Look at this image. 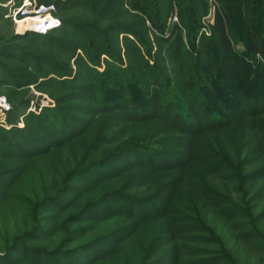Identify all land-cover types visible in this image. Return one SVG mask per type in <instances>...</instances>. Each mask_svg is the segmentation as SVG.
I'll use <instances>...</instances> for the list:
<instances>
[{
  "label": "rangeland",
  "instance_id": "374dc122",
  "mask_svg": "<svg viewBox=\"0 0 264 264\" xmlns=\"http://www.w3.org/2000/svg\"><path fill=\"white\" fill-rule=\"evenodd\" d=\"M196 1L202 4L203 14L199 29L195 31L194 45L197 46L199 41L201 44L204 35L221 46L223 33L227 34L234 50L233 61L244 78L248 79L249 87L252 82L260 92L257 100L261 102L254 107L264 109V0L257 1L256 15L252 16L253 26L249 23L251 19L243 16V8L233 0L226 4L230 19V22L227 20L228 25L223 15L219 18L224 9L217 0ZM25 2L28 6L21 10ZM74 3L80 5L76 0H0V200L11 199V190L16 182L34 169L45 170L50 184L47 188L50 200L42 209V227L28 243L20 244L7 254L2 253L0 264H74L75 260L90 264L89 257H108L113 248L116 250L115 262L133 259L132 264H191L193 258L189 256V248L180 240V237L188 234L189 225L193 224L191 210H184V201L180 202L179 198L186 196L184 191L188 189L183 174H205L196 166V162H189L190 154L185 146L190 145L193 136L190 138L162 123V119L173 116L174 111L160 115V118L152 114L156 120L150 123L157 125L156 131L129 122L133 118L149 116L148 107L119 108L118 111L124 114L96 112L103 107V103L95 106L90 93L86 92L90 87L86 84L89 79L80 66L83 53L79 49H71L69 45L66 53L72 54L74 51L69 59L60 52V40L71 42V37L79 35L76 25L64 23L63 16L67 15L72 23L80 24L93 19L89 13L80 10V6L69 10ZM41 6L43 11L48 9L51 12V17L58 24L52 29L43 30L44 34H37L33 31L36 25L34 17ZM17 8L20 13H31H19L13 17L11 14L14 15ZM138 17L130 14L121 21L136 28ZM108 22L105 20L102 25ZM255 28L258 35L254 34ZM178 29L184 36V42H189L177 14L173 12L168 19L164 38H174ZM62 32L65 34H60ZM152 35L150 40L157 47L154 45L151 48V61L157 57L164 60V64L168 63L167 67L174 70L176 82L181 83L183 77L178 74L183 73L178 70V65L170 59V54L162 53V38L157 34ZM115 36L123 41L125 33L117 32ZM82 43L90 44L87 40H82ZM124 44L131 47L127 42ZM218 44L215 42L211 47H218ZM79 45L75 44V47ZM125 45L122 46V54ZM156 48L157 52L160 50L158 56L154 54ZM131 59H134L133 55ZM104 63L100 70L106 68L107 63ZM226 64L222 62L220 66L222 73ZM61 67H70V72L61 74ZM37 74H41V77ZM78 75L81 76L80 80L77 79ZM34 78L37 79L32 82ZM226 83L230 88V92L227 90L229 98L221 111H225L222 112L223 118L231 119V110L239 102V93L232 80ZM186 91L180 92L183 100V96L188 98L187 93H190ZM112 101L121 107L126 104L125 99L121 98ZM143 105H147V100ZM186 114L181 115H191L200 120L195 117V112ZM235 115L239 114L236 112ZM198 126L207 129L201 123ZM198 126L195 127L199 129ZM190 127L184 128L189 132ZM32 134H40V140L35 141L29 136ZM246 157L253 161L258 154L252 151ZM262 164L264 162L259 161L255 165L260 167ZM171 166L176 168L168 171L167 168ZM251 167L247 170L250 171ZM183 169L188 171L182 172ZM233 175L234 171L228 178ZM213 176L209 179L213 187L219 189L217 192L224 193L221 188L224 182L228 183V191L233 197L238 195L235 179L223 181L220 176ZM255 182V190L260 189L261 195L264 193V179ZM169 183L180 190L171 193L168 191L171 189L167 186ZM166 201L169 212L175 208L179 214H170ZM222 206L216 207L221 209ZM261 207H264V201ZM156 208L161 211L157 213ZM230 211L226 209V213H232ZM114 215L124 216V221L112 219ZM235 217L237 219L238 214ZM169 218L174 220L171 222L173 228L168 224ZM102 219L110 220L100 226L95 225ZM238 233L249 236L250 248L257 253L256 259L254 254L250 256L251 262L262 264L264 246L253 235L256 231L244 226ZM83 235L89 238V243L67 251L71 246L64 241ZM138 247L143 251L139 252ZM258 254L261 258H258Z\"/></svg>",
  "mask_w": 264,
  "mask_h": 264
},
{
  "label": "trees",
  "instance_id": "16d2710c",
  "mask_svg": "<svg viewBox=\"0 0 264 264\" xmlns=\"http://www.w3.org/2000/svg\"><path fill=\"white\" fill-rule=\"evenodd\" d=\"M217 1L224 9V13H221L219 18L224 16L223 19L230 22L226 4L232 0ZM233 1L243 8V16L251 19L249 23L253 26L252 16L256 15L255 8L258 0ZM76 2L80 5L74 3L69 10L80 6V10L89 13L93 19L82 24L72 23L71 18L64 15L63 22L76 25L79 35L71 37V42L60 40V52L65 54L66 59H69L74 53V51L72 54L66 53L69 45L71 49H79L83 53L84 58L81 57L80 66L89 79L86 81L89 83L86 84L90 87L86 92L90 93L95 106L100 102L103 103V107H99L96 112L124 114L118 109L148 107L149 116L133 118L129 122L131 125L138 124L141 128L156 131L157 125L150 123L156 120L152 114L155 113L160 118V115H167L174 111L173 116L168 115L162 119V123H167L172 129L190 138L193 136L189 143L191 146H185L190 154L189 162H196V166L205 174L203 176L183 174L188 183V189L184 191L186 196H180L179 200L182 203L184 201V210H191L193 224L189 225L188 234L183 238L180 237V240L182 239L189 248V256L193 258L190 263L253 264L250 256L254 254L256 259L257 253H253V249L250 248L252 246L248 241L249 236H242L238 231L244 226L255 230L256 233L253 235L264 246V207H261L264 193L260 195V189L255 190V181L264 179V164L260 167L255 165L259 161L264 162V109L259 110L254 107L261 102L260 99L257 100L260 92L252 82L249 87L248 79L244 78L243 73L233 61L234 50L231 46V38L222 32V45L220 46L215 40L218 47L212 48L211 44L215 42L203 35L202 43L200 44L199 41L197 46L194 45L196 30L199 29V21L203 14L202 4L196 0H76ZM173 12L177 14L180 25L186 33L185 38L190 39L189 42H184L180 29L174 38L169 40L164 38L168 19ZM130 14L140 17L137 19L136 28L130 23L126 25L121 21L128 18ZM105 20L109 21L108 24L102 25ZM227 25L223 26V30ZM256 28L254 34L258 35ZM117 32L125 33L123 41L115 36ZM152 34H157L162 38L161 42L164 45L162 53L170 54V59L183 73V75L180 72L178 74L183 77L181 83L176 82L174 70L167 67L168 63L164 64V60L157 57L156 60L154 58V61H151V48L155 45L150 40ZM82 40H87L90 44H83ZM103 41H105L103 45L105 47L102 46ZM125 42L131 47H127ZM75 44L81 45L75 47ZM101 50L103 52H100ZM213 50L220 52L215 53ZM159 53L160 50L157 52L156 48L154 54L158 56ZM0 54H2L1 50ZM132 55L134 59H131ZM103 59L105 63L102 62ZM41 62L44 61L41 60ZM222 62H227L224 73L220 67ZM102 63H107V65L106 68L100 70ZM69 68L61 67L60 73H69ZM223 74L227 80L233 81L239 93L237 96L239 102L233 105V110H231L233 118L231 119L223 118L222 112L225 111H221L226 105L224 102L229 98L228 92H230ZM36 76L41 77V74ZM36 79L34 78L32 82ZM77 79L80 80L81 76L78 75ZM186 90L190 93H187L188 98L183 96L185 99L183 100L180 92H187ZM116 98L125 99V106L121 107L113 103L112 100ZM146 100L147 105H143ZM179 112L183 115L195 112V117L200 120L191 115L182 117ZM236 112L239 115H235ZM241 113H247V115L240 116ZM199 123L207 126L208 130L201 129L198 126ZM189 126L191 127L188 132L184 127ZM52 133L54 134L53 131ZM35 135L29 136L36 139L35 141L40 140V134ZM172 145L176 144L172 143ZM252 151L257 152L258 158L250 161L246 156ZM171 167L167 170L172 171L176 168V166ZM249 167H251L250 171L247 170ZM187 171L188 169L182 170V172ZM233 171L235 175L228 178ZM213 175L220 176L223 181L235 179V190L238 195L233 197L228 191V183L224 182L221 187L224 193L217 192L216 190L219 189L214 188L209 179ZM49 185L47 172L34 169L31 173L22 175L16 182L11 190V199L0 200V255L15 250L20 244L28 243L34 233L42 227L44 220L42 209L50 200V197H47ZM167 186L171 188L168 190L171 193L180 190L170 183ZM167 201L166 206L169 212ZM218 205L223 206L217 209ZM227 208L231 209L232 213H226ZM155 211L159 213L161 210L156 208ZM169 213L176 215L179 211L172 208ZM236 214H238L237 219ZM112 219L123 222L124 216L114 215ZM152 219L155 218L150 220ZM169 219L168 224L170 228H173L171 222L174 220ZM108 220L110 219H102L95 225L100 226ZM183 220H185L184 216ZM88 240L89 238L83 235L67 238L64 242L71 246L70 249L66 248L70 251L77 249L80 245L88 244ZM247 245L249 248H246ZM114 250L115 248L110 250L113 252L108 257L101 255L96 258L89 257L88 263L132 264L133 259L115 262L116 250ZM138 251L141 252L143 249L138 247ZM258 258H261L259 254ZM74 264L87 263L75 260Z\"/></svg>",
  "mask_w": 264,
  "mask_h": 264
},
{
  "label": "built area",
  "instance_id": "2783aa9c",
  "mask_svg": "<svg viewBox=\"0 0 264 264\" xmlns=\"http://www.w3.org/2000/svg\"><path fill=\"white\" fill-rule=\"evenodd\" d=\"M30 1H28V5H30L29 3ZM27 2L23 3L22 4V7H21V10L22 9H25V6H28L26 5ZM19 8L16 9V11H14V15L11 14L13 17H17L19 15ZM28 13H31V12H23V13H20V14H28ZM51 12L48 11V9H46V11H43V7H39V10L36 12V16L34 17V20H36V25L35 28H33V31L34 33H37V34H44L43 30H48V29H52L54 28L55 26H57L58 22L56 19H53L51 17ZM47 33V32H46Z\"/></svg>",
  "mask_w": 264,
  "mask_h": 264
},
{
  "label": "bare ground",
  "instance_id": "6f19581e",
  "mask_svg": "<svg viewBox=\"0 0 264 264\" xmlns=\"http://www.w3.org/2000/svg\"><path fill=\"white\" fill-rule=\"evenodd\" d=\"M59 135V134H58Z\"/></svg>",
  "mask_w": 264,
  "mask_h": 264
}]
</instances>
